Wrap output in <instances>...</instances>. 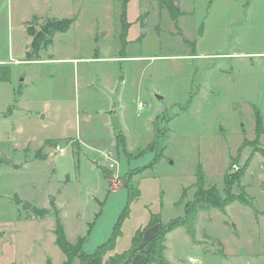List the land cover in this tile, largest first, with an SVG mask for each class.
Returning <instances> with one entry per match:
<instances>
[{
	"label": "rangeland",
	"instance_id": "rangeland-1",
	"mask_svg": "<svg viewBox=\"0 0 264 264\" xmlns=\"http://www.w3.org/2000/svg\"><path fill=\"white\" fill-rule=\"evenodd\" d=\"M45 2L0 0V159L6 161L0 165V264L64 263L54 242L53 213L31 216L24 202L48 207L54 196L67 239L87 235L83 251L90 253L109 238L129 188L138 196L128 204L115 252L127 249L151 216L159 218L158 230L172 219H185L186 204L215 188L221 197L226 192L244 197L253 208L235 200L224 209L198 210L188 225L165 235L162 259L262 264L261 257L255 261L249 254L248 238L253 252L259 251L264 221L257 214L256 225L253 213L264 208V56L215 55L235 45L232 37L241 27H226L221 11L216 18L201 0H194L192 13L176 19L166 8L153 11L151 0H127L123 17L122 1L86 0L66 31L54 33L50 45L27 58L43 61L15 63L25 44V19L66 13ZM147 9L145 30L160 35L149 39L146 50L139 42L127 43L132 56L123 59V39L143 31ZM46 19L34 16L24 27L38 31ZM177 27L182 33L170 36ZM99 31L106 34L96 37ZM262 32L252 43L260 49ZM97 46L102 59H89ZM117 51L121 60L112 59ZM73 58L75 64L69 63ZM210 86L212 96L202 90ZM256 117L263 126L258 137ZM152 228L142 241L152 237ZM138 252L126 264H140L143 252Z\"/></svg>",
	"mask_w": 264,
	"mask_h": 264
},
{
	"label": "trees",
	"instance_id": "trees-1",
	"mask_svg": "<svg viewBox=\"0 0 264 264\" xmlns=\"http://www.w3.org/2000/svg\"><path fill=\"white\" fill-rule=\"evenodd\" d=\"M161 8H166L172 19H176V16L181 13L180 3L179 0H156ZM148 13H144L143 17H141V26L144 27V17ZM124 11L121 15L123 17ZM74 18H62V19H55V18H47L43 25L40 27L38 31H35L34 28L28 26L26 31L28 35L31 37L30 47L31 53L36 54L41 48L46 47L51 42V37L56 32H64L66 31L69 26L72 24ZM142 36V34H141ZM30 53L28 54V56ZM257 120V117H256ZM256 136H260L263 132V127L260 124V120L256 121L255 125ZM6 163L5 160L0 159V165L2 163ZM10 163V162H9ZM244 173V168H241L238 172L236 177L242 176ZM198 182H201L202 175H198ZM201 178V179H200ZM129 180L126 181L125 187H129ZM227 187H229L227 185ZM138 196V192L136 188H129L128 193V200L127 205L123 209L122 213L120 214L117 222L113 226L112 232L109 238L98 245L93 252L86 253L83 251L82 246L83 243L86 241V236L79 237L75 243H71L67 240L63 228L62 219L59 215V210L57 209L53 197L50 200L49 208L48 207H37L31 205L29 202H24V206L30 210L31 216H36L43 218L48 215L50 212L53 213L55 219V226L53 229L55 235V243L65 255V260L63 264H70L73 258L78 257L82 261H85L87 264H126L128 263L132 257L135 255L136 252L141 251L145 254V261L143 264H150L152 262L156 264H166V262L162 259V247L161 244L164 240L165 235L173 230L175 227L179 225L186 224L188 225L194 218L195 213L198 210L202 209H209V208H220L224 209L229 203L239 200L245 204H249L248 201L244 197L239 196H230L228 192H226L225 197H221L218 191L213 188L205 191L200 197H196L191 204H186L184 213L187 216L185 219H172L166 224L160 226V229L151 237L149 240L141 244L142 241V234L144 229L157 224L160 222L157 216H151L145 226L144 229L138 228L134 232L130 245L127 249L123 250L120 253H114L112 255H108L106 259H103L104 256L114 250L115 241L117 237L120 236V227L122 220L128 215V204L134 199V197ZM191 218V219H190ZM190 220V221H189ZM155 241H157L156 245L151 250L152 246L154 245ZM157 246V247H156ZM156 250V253L154 252Z\"/></svg>",
	"mask_w": 264,
	"mask_h": 264
},
{
	"label": "crops",
	"instance_id": "crops-1",
	"mask_svg": "<svg viewBox=\"0 0 264 264\" xmlns=\"http://www.w3.org/2000/svg\"><path fill=\"white\" fill-rule=\"evenodd\" d=\"M118 1H120V2L122 1V4H121V8H122L121 15H122L123 11H124V14H125V3H126L127 0H118ZM201 1H203V6L206 7L207 11H210V10L214 11V15H215L216 18H220V16H221L220 14L217 15L216 11H221V14L227 20V21L224 22V25L226 27H229V28L231 27L232 28L234 25H237L238 27H241V30H239L238 32H237L238 29H236V33L232 37V38H235V45H229L227 47H221L220 51L216 52L217 54H215V55H217L218 57H223V58L232 57V56H241V57L242 56H250V57H258V56L261 57V56H264V49L257 48L256 46H254L252 44V43H254V41H257L260 37H262V34H263L262 31L264 29V0H201ZM45 3H49V7H57V6L61 5L60 7H63V11H66V13H64V15L51 14L50 16H47V13H46V15L38 14V15H33L32 17H28L27 19H25L23 21L22 30H21L23 36L25 37L24 38L25 39V44H24V46H22V48L19 51V53H16V55L18 57L15 58V60H14L15 63H27V64H29V63H38V62L43 61V58H41V59H36L35 58V59H31V60L27 59L29 57L28 54L29 53L31 54V49L29 48V45H30V42H31V37L28 35V33L26 31V28L24 27V23L27 20L33 18L34 16H43L45 18H55V19L73 17L74 18L73 22H74L76 17H77V15H78V13H79V11H80V5L86 3V0H46ZM179 3H180V8H181V13L182 14H188V13L190 14V13H192L195 10L194 0H179ZM150 5H151V9H153V11L158 12V10L160 11V9H162L156 0H151V4ZM220 5L223 7V10L218 8ZM57 11H59V9H57ZM145 11L148 14L144 17L143 31H141L140 34L133 40H129V39L127 40V39H125V37L123 39V42H122L123 44H122L121 51L123 50V54L125 53V55H126V56L125 55L122 56L123 59H126V57L131 58V56H132L130 53H128L126 51L127 43L132 42V41L139 42V43H141V47H140L141 50H143V48H144V50H146L148 48V46H146L145 44L149 41V39L153 38L154 41H155V40L158 39V36L160 35L159 31H156L153 34L155 37H152L153 35H151V33H147V31L145 30L146 29V20L148 19V17L150 16V13H151L148 9L144 10V12ZM235 12L237 13V15L234 17ZM208 15H209V12H208ZM159 25H160V22L158 21L155 24V26H159ZM205 26L206 25H204L203 28H205ZM178 30H179V28L177 27L175 31H169L170 36H175L176 34L182 33L181 29L179 30V32H177ZM117 32H118V30H117ZM105 34H106V31H99L96 34V37L97 36L102 37ZM141 34H142V36H141ZM29 38H30V40H29ZM245 41H249L250 44H249L248 47L247 46H243L240 43V42H245ZM96 48H97V50L94 51L93 57H91L89 59H96V60L102 59V57L99 55V46H97ZM41 49H45V48H41ZM41 49L39 51H41ZM14 51H15V49H13V48H11V50L9 49L8 50V55L10 56V54L11 53L13 54ZM121 51H119V52L117 51L118 54L114 55L112 57V59L121 60L120 59L121 57H119V53ZM68 60H69L68 61L69 63L75 64V61H76L75 58L68 59ZM218 69L222 70V67L220 68V66H219ZM215 80H216V78H214V80H213L214 83H215ZM18 81L22 82V83H19V86H18V89H19V88H21V85L23 84L24 79L21 78ZM112 89H113V87H112ZM202 90H203V92H205L208 95L212 96L211 86L209 87V89L208 88H203ZM17 91H18L17 94L20 96L22 91H19V90H17ZM253 108L257 111L259 116L262 118L260 108L258 106H256L255 104H253ZM255 110H254V113H255ZM261 122H262V120H261ZM49 160H52V159H49ZM65 182L67 183L68 181L66 180ZM53 199H54V203H55L57 209L59 210V215H60L61 219H63L62 213H61V208L59 207V205H57V202H56V199L54 198V196H53ZM238 202L243 207L249 208V207L253 206V204H251L252 206H250V204H245V203L240 202V201H238ZM234 203H235V201L229 203L226 207H228L229 205H234ZM48 208H49V206H48ZM257 214H260L261 220L264 221V208L260 209V212L259 211H254V213H253V216H254L253 217V221H254V223H256V225H257V222L259 220L257 218ZM158 225H159V223L154 224L152 226H149V227H153L152 228L153 232L151 233V235L152 234L154 235L158 231ZM149 227L145 228L144 232ZM63 228H64V226H63ZM253 230H254L253 232H256L257 234H258V232L260 233L259 227H253ZM173 231H171V232H173ZM144 232L142 234V240H143ZM171 232H169L168 234H170ZM262 235H263L262 238H261L262 244H261V248H259L260 249L259 251L253 252L254 249L252 248V241H250V238H248V244H250L249 246H251L250 247L251 250L249 251V254L252 256V259L257 261L261 257L263 259L262 260V264H264V232L262 233ZM79 237H82V236H80V235L77 236V238L75 240L77 241V239ZM148 240L141 241V244L146 243ZM166 240H167V238H166ZM74 241H72L71 243H73ZM54 242H55V238H54ZM85 242L83 243V246H84ZM83 246H82V249H83ZM217 251H218V249H217ZM111 252H112V254L117 253L114 250L111 251ZM112 254L109 252L108 255H112ZM108 255H107V257H108ZM226 255H228V254L225 253V256ZM167 258H168L169 261H171V258H169L168 255H167ZM46 259H45V261H46ZM48 260L51 263L49 258H48ZM63 260H65V255H64V259ZM63 260H62V262H63ZM141 261L142 262L140 264H143L144 261H145V254L144 253L142 254ZM236 261H238V259H236ZM83 262H85V261H80L78 257H75V258H73V260L71 261L70 264H83ZM84 264H87V263L85 262ZM150 264H156V263L152 262Z\"/></svg>",
	"mask_w": 264,
	"mask_h": 264
},
{
	"label": "built area",
	"instance_id": "built-area-1",
	"mask_svg": "<svg viewBox=\"0 0 264 264\" xmlns=\"http://www.w3.org/2000/svg\"><path fill=\"white\" fill-rule=\"evenodd\" d=\"M141 106H142V104L139 103L138 107L140 108ZM106 156L111 158V157H113V153L112 152H107ZM190 260H192V258H190Z\"/></svg>",
	"mask_w": 264,
	"mask_h": 264
},
{
	"label": "water",
	"instance_id": "water-1",
	"mask_svg": "<svg viewBox=\"0 0 264 264\" xmlns=\"http://www.w3.org/2000/svg\"><path fill=\"white\" fill-rule=\"evenodd\" d=\"M160 99V98H159Z\"/></svg>",
	"mask_w": 264,
	"mask_h": 264
}]
</instances>
